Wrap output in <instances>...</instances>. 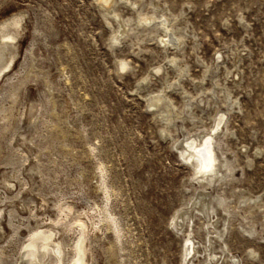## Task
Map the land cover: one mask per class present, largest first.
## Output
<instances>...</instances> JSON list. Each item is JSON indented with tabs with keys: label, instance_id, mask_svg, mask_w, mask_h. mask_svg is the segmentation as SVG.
Segmentation results:
<instances>
[{
	"label": "rangeland",
	"instance_id": "rangeland-1",
	"mask_svg": "<svg viewBox=\"0 0 264 264\" xmlns=\"http://www.w3.org/2000/svg\"><path fill=\"white\" fill-rule=\"evenodd\" d=\"M0 56V264L81 222L84 264H264V0H0ZM221 112L212 185L177 145Z\"/></svg>",
	"mask_w": 264,
	"mask_h": 264
},
{
	"label": "bare ground",
	"instance_id": "bare-ground-1",
	"mask_svg": "<svg viewBox=\"0 0 264 264\" xmlns=\"http://www.w3.org/2000/svg\"><path fill=\"white\" fill-rule=\"evenodd\" d=\"M99 2L105 8H109L112 5V3L114 2V0H99ZM114 15H115V17H119V14L116 13V12L114 13ZM18 19H16L15 17L13 19V17H12V20L9 21V22H7V23H5L4 25L5 26H8V25H10V24L12 25L14 23H18L19 24L21 20L19 19L20 20L19 21ZM144 19L146 21H150L151 19H153V17H151V16L144 17ZM167 22H168L167 19H163L162 21H160V23L166 29H169L168 28V25H167ZM120 32H122V31H120ZM18 34H19V32L14 33V34L13 33H7V34L4 35V37L6 38V41L14 42L16 40ZM114 39H116V41L119 40L118 37H116ZM165 41H166V39H164L162 37V42H165ZM11 57H13V58H11ZM11 57H10L11 59H8V61H6L4 63H2V62L0 63V78L2 76H4L7 73V71L12 67V63H13V61L15 59H14V56H11ZM0 58H1V56H0ZM127 63L125 61L121 62L120 69L121 70H125L126 67H128L127 66L128 65ZM160 96L162 97V95H160ZM156 103L157 104H155V105L158 106L159 105V102H156ZM225 116H226L225 115V112H221L215 118L214 124L211 126V128L209 130L205 131V132L204 131H201L203 133H200V134L199 133L198 134L195 133L196 135H190V134L187 135V133H186V135L184 136V138L177 145L178 146L177 149H179L178 151H180V154L183 156V158L188 163H190L191 165H193V166L196 167V170H197L196 175H195L196 178L198 180H200V181H205L207 184H212L213 185L214 183H219L221 180H223L224 178H226L227 172L232 173V171H233L232 170L233 168H232L231 164H229V162L227 160V157L221 158L220 155H218V153L216 152L217 151L216 150V144L218 143L219 136L222 134V132L224 130ZM209 200H210V198H209ZM208 202L209 201H206L205 200V201H203L201 203L202 206H203L204 212H205V208H208V207H206V206H208ZM224 202H225V198L224 197H218L217 203L219 205H222ZM194 203H196V201ZM197 205L199 206L198 203H197ZM197 210L202 211L201 208H199ZM208 212H210V211H208ZM183 214H185V213H183ZM182 215H180L179 217H182ZM209 215L210 214H208V216ZM174 222L175 221H173V224L175 225V223H177V221L175 223ZM216 222H217V220L215 221V220H212L211 218H209V222H208L209 224H215ZM177 224H180L182 226V223H180V222H178ZM80 225H81V228H80V230H81L80 231L81 232L80 233V238L78 239V241L76 242V245H75V251H76V253H77V255H78L79 258H78V260H76L74 262V264H84L86 262L85 259H84V252L86 251L84 249V247H85V240H86V236H85V233H86L85 232V226L86 225L83 222H81ZM175 226H177V225H175ZM177 227H179V226H177ZM39 230H38V232H39ZM248 231L249 232H252V233L255 232L252 229L251 230L249 229ZM53 234H54V232H52L51 230L50 231H43V230H41L39 232V238H36V236H34V238H36L37 240L31 242V244H29L30 247L28 245H26V246L29 247L28 250H27V253H28V257H27V260L28 261H27V263L28 264H44L45 256L49 253V251H51V247L55 249V248H58V245H59V248L58 249H55V253L57 254L58 260L61 258L62 253L64 251L63 248H62V246L60 245L61 243L60 244L57 243L54 246H52L51 244H49V241L50 240L52 241V236H54ZM30 239H31V237H30ZM188 241L192 245L193 251H196L198 246L192 240L191 236H190V238H188ZM188 241H186V242L188 243ZM198 251H199V249H198ZM190 253H192V251H190ZM31 254H32V256H30ZM61 261H62V259H61Z\"/></svg>",
	"mask_w": 264,
	"mask_h": 264
}]
</instances>
